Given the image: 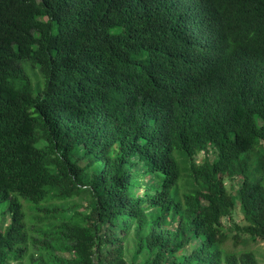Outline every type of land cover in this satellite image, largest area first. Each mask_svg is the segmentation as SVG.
Here are the masks:
<instances>
[{
	"label": "trees",
	"instance_id": "16d2710c",
	"mask_svg": "<svg viewBox=\"0 0 264 264\" xmlns=\"http://www.w3.org/2000/svg\"><path fill=\"white\" fill-rule=\"evenodd\" d=\"M27 207L35 264H260L264 0H0V264Z\"/></svg>",
	"mask_w": 264,
	"mask_h": 264
},
{
	"label": "rangeland",
	"instance_id": "374dc122",
	"mask_svg": "<svg viewBox=\"0 0 264 264\" xmlns=\"http://www.w3.org/2000/svg\"><path fill=\"white\" fill-rule=\"evenodd\" d=\"M26 71L34 85L42 83V75L39 69L29 64L26 66ZM216 156V153L210 150V152L208 153H200L196 159L198 163H201L206 157L211 160H214ZM231 183V181L227 182L229 191H233V184ZM90 201L91 196L88 192H84L70 199L68 202H66V205L70 209L71 213L75 211H80L81 213H84L87 211ZM54 205H57L55 201H53L52 204L49 206L52 207ZM25 211L28 230L31 234L28 242V254L23 261L13 262V264H35V261L40 257L42 251L46 254V250H44V248L47 246V244L45 243V241H47V238L42 236L41 231L46 229V222L45 220H43V218H46L47 216H45L42 212L31 210L29 207H27ZM1 217H3V215L0 213V219H2ZM4 218H6V222H9V216L5 215ZM222 223L230 229H235L237 225L246 224L243 218V213L241 212L239 207H236V209L233 211L232 216L223 218ZM2 225H4V221ZM248 248L249 250L255 253L260 264H264V240H260L257 243H252L249 245ZM136 249L137 238L135 237L133 231L126 242L125 258L129 263L134 260ZM135 260L136 263H143V257L141 255Z\"/></svg>",
	"mask_w": 264,
	"mask_h": 264
}]
</instances>
